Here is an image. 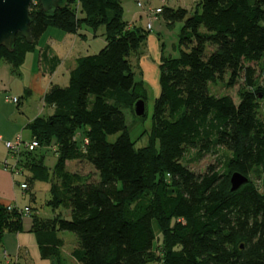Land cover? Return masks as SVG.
<instances>
[{"label":"trees","instance_id":"1","mask_svg":"<svg viewBox=\"0 0 264 264\" xmlns=\"http://www.w3.org/2000/svg\"><path fill=\"white\" fill-rule=\"evenodd\" d=\"M162 9L169 25L183 22L180 53L162 54L150 141L140 148L124 110L136 115V101L148 96L131 57L150 29L131 25L121 0H65L49 11L35 0L34 40L18 33L14 51L0 47V61L17 69L50 27L79 36L83 25L105 28L104 47L78 57L67 85L48 88L44 100L53 113L26 126L39 147L58 154L46 203L70 211L48 218L28 205L32 231L57 241L60 231L75 233L72 256L81 264H264V0H199L191 14L184 7ZM227 75L228 87L246 78L239 103L210 91ZM218 147L229 152L224 170L209 165L196 173L185 163L190 150L199 156ZM36 149L14 154L16 169L31 171L29 191L38 178L51 179ZM72 160L88 162L99 178L69 170ZM236 171L249 181L232 190ZM21 209L0 202V244L5 233L24 230ZM62 244L45 242L41 249L57 253L60 264Z\"/></svg>","mask_w":264,"mask_h":264},{"label":"rangeland","instance_id":"2","mask_svg":"<svg viewBox=\"0 0 264 264\" xmlns=\"http://www.w3.org/2000/svg\"><path fill=\"white\" fill-rule=\"evenodd\" d=\"M124 7V18L133 25V20L138 21V26H141V22L146 23L147 17L144 16V19L138 16L140 11H146V15L148 16V11L150 9H154L158 6H168L173 8L184 7L189 10V14L193 13L196 10L197 3L199 0H121ZM139 2L143 4V6H139ZM137 15V19L135 16ZM151 19H149L150 22ZM153 21V20H152ZM136 23V22H135ZM143 25V24H142ZM183 26V22L177 21L173 25H169L168 21L164 18L163 14L159 15L158 20L153 21V29L149 32V37L146 40L143 48L131 57L133 67L135 70V77L138 81H143L144 85L147 89V99H146V115L136 116L130 110L125 109V117L126 124L128 127V131L133 141H135V147L140 148L146 146L150 141V135L153 126V113L155 108V99L160 94L161 85H160V56L162 53L166 55H172L174 57L179 56V33ZM63 32L62 30L50 27L49 30L43 34L40 38L43 43L47 42L49 36L52 35L51 32ZM104 27H100L97 32H95L92 28L87 25H83L80 29L81 34H85L83 37H78L77 42L75 43V36L68 41L67 45L63 47L57 43L53 44V50L55 53L58 51H62V48H72L73 54L70 56L67 64L62 65L57 74L55 76H51L50 74L44 75V82H48L54 80L55 83H59L61 85H67L70 78V65L71 60L74 59L76 55H86L93 54L99 52L104 45L106 44V39L104 36ZM152 35L153 37H151ZM150 37L152 39H150ZM71 51V50H70ZM34 52H30L25 63L20 68V71L23 74L15 73L14 78L12 79V85L14 89V93L9 92L11 96H17L21 99L19 104L14 101L8 102L2 107V114L6 116V121L0 120V125L3 126V131H0V166L3 163L5 167H10L16 163V157L12 150L8 149L5 146V141L7 140H16V137L22 135L23 139L28 142L31 141L32 135L31 131L26 127L27 119L33 117L35 114L40 113L41 109H44L45 105L44 101L41 100V96L35 87H32V78L34 74H36L37 70H33V62L32 59ZM146 57V58H145ZM147 60V64L145 66L141 65L140 60ZM254 67L260 71L259 65L257 63H251ZM36 68V67H35ZM258 73V72H257ZM260 73V72H259ZM53 77V78H52ZM262 78H259L260 84H262ZM226 81H228V75L225 81L218 79L217 83L210 84V91L213 94L217 95H226L230 94L234 98L236 103H239V91L246 86V78L244 75L240 79L237 80V83L234 86L228 87L226 85ZM27 82L29 89L27 90V94H23L24 90L23 83ZM47 83V84H48ZM46 84V85H47ZM8 93V92H7ZM5 93L4 95H7ZM49 111H53L50 109V106L45 108V111L42 112L41 115H47ZM21 112V113H20ZM15 113V115H14ZM13 115V116H12ZM18 130L11 136L15 129ZM1 129V128H0ZM119 133L109 135L108 141L114 142ZM80 136V135H79ZM80 139H83V136ZM196 150H190L186 155V162L190 169L196 173H202L206 171L209 165H218L220 170H224V164L226 160L229 158V152L223 148L218 147L217 149H213L211 152L201 153V155H197ZM35 154L37 157H43L44 164L48 166L50 171L51 179H37L33 186H31L30 191L24 190L18 182H22V180L26 181V176L31 175V171L28 169H24L23 174L19 173L16 170V180H17V188L20 197H21V206L25 204H30L35 210H37V214L42 217H53L56 214V211H61L65 217H69V212L63 207L54 210L52 206H49L46 203V200L50 198V186L51 181L53 180L52 168L57 160V152L54 147L40 146L36 149ZM8 162L9 165H6L5 162ZM68 168L71 171L79 172L80 174L86 175L91 174L94 178L98 179L99 175L95 171L92 165H90L86 161L82 160H72L68 161ZM12 170V168H11ZM24 183V182H22ZM26 193L27 195L23 198L22 194ZM35 194V199H31V194ZM25 208V207H23ZM22 208V209H23ZM10 209V208H8ZM30 214H26V217H29ZM65 240V244L62 248L61 258L59 259L60 264H81L78 263L72 256L71 252L77 245V237L75 233L70 231H64L63 234L60 235ZM2 252L0 247V253ZM6 252V251H5ZM2 262L0 255V263ZM24 262V261H23ZM21 262V264L23 263Z\"/></svg>","mask_w":264,"mask_h":264},{"label":"crops","instance_id":"3","mask_svg":"<svg viewBox=\"0 0 264 264\" xmlns=\"http://www.w3.org/2000/svg\"><path fill=\"white\" fill-rule=\"evenodd\" d=\"M146 13L147 12L145 10L140 11L138 13V16L141 18V20L144 19V16L147 17L146 23L141 22V27H144V28H148V23H149V16H147ZM148 15H149V11H148ZM135 19H137V15L135 16ZM134 24L138 26V21L133 20V25ZM152 29H153V22H152ZM51 33H52V35L49 36V39L47 42L43 43L41 41V38H40L39 43L37 44L36 48L33 51H30V52H34V54L32 56V59L34 60L33 70L34 71L37 70L36 74H34V77L32 78L33 80H32L31 85H32V87H35L37 89V92H39L40 95H42L41 100L44 101L43 104L45 105V107H44V109H41L40 113H37L33 117L28 118L26 126L34 118L41 116L42 112L45 111V108L47 106H50V105H47L45 103V100H44L45 93L47 92V90L51 86V84H53V83L59 84V83H55L54 80L49 81V83L46 81L44 82V75L50 74L51 76H55L57 74L59 68L62 65L67 64L70 56L73 54V49H74L75 45L72 48H64V49L62 48V51H58V53H55V51L53 50V48H54L53 44L57 43V45L58 44L60 45L59 48H61V46L63 47L64 45H67L68 41L72 38V36H75V38H72V41L74 39L75 43L77 42V39L79 37V35H77V34L66 33L65 31H63V32L58 31V32H51ZM150 36L153 37L152 35H150ZM80 37H83V36H80ZM151 37H150V39H152ZM30 52H28L26 54L25 61H26L28 55L30 54ZM162 54L160 56V61H161ZM80 56H82V55H76L74 57V59L70 61L71 62V65L69 68L70 71L77 65V59ZM25 61L22 63V65L25 63ZM55 62H58V65L54 71H51L50 64L55 63ZM140 62H141L142 66H145L148 61L147 60L142 61V59H141ZM22 65L19 68L15 69L10 62L5 61V60L0 61V120L1 121H4V122L6 121V116L4 114H2V107H3V105H5L8 102H11V101L13 102L12 98L15 96H11L9 94V92H12L13 94H15L14 93L15 91H14L13 85H12V79L14 78L15 73H18L20 75L23 74V71H22V73L20 71V68L22 67ZM27 85H28L27 82L23 83L24 90L22 92V95L27 94V90L30 91L33 89V88L29 89L30 84L28 87H27ZM59 85H61V84H59ZM5 93H7V95H4ZM6 101H8V102H6ZM50 109L54 111L53 106H50ZM53 111H49L48 114L53 113ZM14 115H15V113H14ZM0 128H1L0 131H3V126L0 125ZM17 130H18V127H17V129H15L13 131L11 136H14V134L17 132ZM19 173H22V170ZM15 175H16V173L13 172L10 167H5L3 165V163L1 164V166H0V202L4 203V204H8V205H16V206L23 208V207H26L30 204H27V205L25 204L24 206H21V201H20L21 197H20V194L18 192L19 189L17 188V180L15 178L16 177ZM22 182H25V180H22ZM22 182H18L19 185ZM20 188H21V186H20ZM26 191H29V190H26ZM26 195L27 194L24 192L22 194L23 198ZM48 218H52V217H48ZM23 224H24V230L23 231L9 232V233L4 234L2 241H1V244H0V247L2 250V252L0 253L2 262L21 264V262L24 261L22 264H57V257H59L57 255V253H54V254L49 253L48 254L46 252V254H45V252H43V249H41V243L45 244V242H48L51 244L55 243L57 245H61L62 244L61 239H63V238L60 237V235L63 234L64 231H60L57 233V235L60 238L59 241H57L55 238H49L48 239L47 237H45V233H43V232L32 231L34 228H33V218L31 215L29 217H26V215H25V217L23 219ZM45 240H48V241H45ZM64 244H65V240L63 239V244L60 248L61 253H62V248H63ZM77 244H78V242H77ZM54 252H57V250L54 249ZM71 254H72V252H71ZM60 256H61V254H60Z\"/></svg>","mask_w":264,"mask_h":264},{"label":"water","instance_id":"4","mask_svg":"<svg viewBox=\"0 0 264 264\" xmlns=\"http://www.w3.org/2000/svg\"><path fill=\"white\" fill-rule=\"evenodd\" d=\"M45 11L60 7L65 0H38ZM35 0H0V47L12 52L18 33H21L28 42L34 40L31 31L30 8ZM137 116L146 114V101L139 99L134 105ZM249 178L240 172L231 175L232 190L238 189L247 183Z\"/></svg>","mask_w":264,"mask_h":264},{"label":"built area","instance_id":"5","mask_svg":"<svg viewBox=\"0 0 264 264\" xmlns=\"http://www.w3.org/2000/svg\"><path fill=\"white\" fill-rule=\"evenodd\" d=\"M139 6H143V4L141 2L138 3ZM163 12V9H162V6L160 7H156L154 9H150L149 10V17H150V22L148 23V29H152V20H155L158 18L159 14ZM12 100L17 103L18 102V97H13ZM39 141L35 138V139H32L30 142H26L23 137L21 135L17 136L16 137V140H7L5 141V146L12 150V152L14 154H17L18 152H20L23 148L24 149H29V150H34L36 149L37 147H39ZM6 165H9V163L6 161L5 162ZM11 168H12V171L14 170V172L16 173V170L18 171V169H16V166L15 165H11ZM21 187L24 189V190H27L28 189V184L27 182H24V183H21L20 184ZM13 205H8V208H12ZM23 213L25 214H30L31 213V209L26 206L25 208L21 209Z\"/></svg>","mask_w":264,"mask_h":264}]
</instances>
